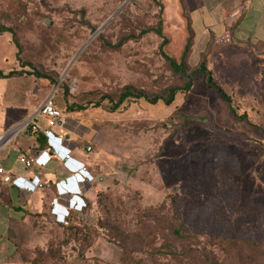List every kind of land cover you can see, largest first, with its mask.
I'll list each match as a JSON object with an SVG mask.
<instances>
[{"label": "rangeland", "instance_id": "374dc122", "mask_svg": "<svg viewBox=\"0 0 264 264\" xmlns=\"http://www.w3.org/2000/svg\"><path fill=\"white\" fill-rule=\"evenodd\" d=\"M173 1L0 0V26L14 31L21 48L17 58L11 34L0 36V70L49 77L7 81L28 90L34 110L50 96L56 101L60 86L70 104L109 97L77 119H62L69 133L73 124L82 129L76 133L81 149H89L87 168L103 181L68 226L56 228L46 211L24 222L16 264H189L165 260L161 246L177 257L196 250L205 264H264V48L215 39L204 48L194 39L186 0ZM189 37L190 72L206 61L245 119L231 115L204 75L171 107L140 101L105 109L129 86L157 96L184 85L160 48L167 40L164 51L180 62ZM179 226L190 240L170 238ZM128 234L134 237L126 240ZM249 243L261 244L258 256Z\"/></svg>", "mask_w": 264, "mask_h": 264}, {"label": "crops", "instance_id": "0c3cea01", "mask_svg": "<svg viewBox=\"0 0 264 264\" xmlns=\"http://www.w3.org/2000/svg\"><path fill=\"white\" fill-rule=\"evenodd\" d=\"M186 3L190 10L189 18L194 39L196 43L204 42V48H207L208 42L213 39L233 47L264 48V0H186ZM177 4V0L172 3L173 6ZM8 80L11 79H0V138L32 118L44 103L34 110L28 90L11 89ZM65 116L76 119L81 117L80 114H64ZM35 124L39 129H46L48 126L43 117L37 118ZM72 129L74 131L69 133V130L63 127V122L53 129L51 154L54 152V156L51 162L47 167L34 168L31 171H27L19 163V157H32L45 151L47 139L41 131L36 133L31 129L17 130L8 137L0 153V165L5 171L13 177L28 180L39 177L42 183L47 182L50 186L39 192L28 193L5 184L0 179V264H16L13 257L18 228L29 218L46 211L54 226L61 228L64 225L58 224L52 214L53 202L57 200V207L59 204L66 207L74 195L80 196L78 199L86 202L96 193L97 182L88 181L84 175L79 174L71 180L74 181V188L77 184L81 194L66 191V195H59L56 184L62 181L68 184L66 180L72 176L64 166L60 142L67 141L71 158L81 166L87 167L89 159V155L85 153L89 149H81L82 137L76 133L78 129L83 132L82 129L74 124ZM88 170L90 176L96 177L89 168ZM82 179L86 181L83 182ZM78 214V211L72 212L74 216Z\"/></svg>", "mask_w": 264, "mask_h": 264}, {"label": "trees", "instance_id": "16d2710c", "mask_svg": "<svg viewBox=\"0 0 264 264\" xmlns=\"http://www.w3.org/2000/svg\"><path fill=\"white\" fill-rule=\"evenodd\" d=\"M156 33L158 36L163 38V33H162V27H159L156 30ZM6 34H11L13 37V44L17 48V58H20L21 54V48L20 45L14 40V31L11 28H6L0 26V36H4ZM167 44V40H164V43L162 44L160 51L163 59L167 62L169 65V68L173 72L174 75L181 77L184 80V85L180 87H170L166 89L161 95L157 96H149L146 92L144 91H137L133 87H126L121 94L116 98V99H110L109 102L111 103V107H106L105 109L108 110L109 112H115L117 110H120L121 108L126 107L129 103L133 102H140V101H145L150 105H158L159 103H163L166 107H171L174 105L176 102V99L179 95H186L191 92V90L194 87L195 84V77L197 75H204L206 76V85L209 89L215 91L219 97L223 100V102L228 106L231 115L236 118L237 120H242L245 119L244 116H239L237 111L235 110L232 102V98L226 93V91L219 85H217L212 73L208 70L206 61H203L201 65L199 66L198 69L194 70L193 72H190V68L188 66V59L189 55L191 52L192 48V37H189L186 47L184 49V52L182 54V57L180 59V62L175 60L174 58L170 57L166 52L164 51V47ZM121 45V44H120ZM119 45V46H120ZM118 46V47H119ZM37 77L39 79H49V77L39 73H30V72H25V71H10L9 73H5L3 70H0V79H13V78H21V77ZM55 83V82H54ZM60 94L57 97V100L54 103L57 109L63 112V114H85L87 113L89 108H99L103 105V102H105L109 97L103 98L100 102L96 104H88L86 106L78 105V104H70L68 101V96H67V88L65 86H60ZM214 128H218V126L214 125ZM46 147H48V142L46 144ZM112 204L109 203V207L107 208L106 211L112 212ZM165 223H168V220L165 221ZM119 230L122 229V227H118ZM134 237V235H127L126 240H130ZM170 238L173 240H190L189 236H187L184 233V227L179 226L178 228L171 227L170 228ZM177 239V240H176ZM234 245H232L231 249L232 251L237 250V242L233 240ZM261 246L260 243H249V252L254 255V257L258 256L259 253H261ZM220 248V247H219ZM168 248H164L161 246V248L158 250L159 253L161 251V254H159L162 257H166L165 260L168 261V259L171 258V260L174 259H182L185 260L186 258H189L190 260H187L185 262H189V264H205L204 262V257L202 255L198 254V251L196 250H190L187 252L184 256L177 257L176 255L172 254H166L164 251H166ZM221 249V248H220ZM172 253V252H170ZM213 258L216 257L215 252L212 254ZM181 261V260H178ZM168 263V262H165Z\"/></svg>", "mask_w": 264, "mask_h": 264}, {"label": "built area", "instance_id": "2783aa9c", "mask_svg": "<svg viewBox=\"0 0 264 264\" xmlns=\"http://www.w3.org/2000/svg\"><path fill=\"white\" fill-rule=\"evenodd\" d=\"M43 117L47 120V128L46 129H39V127L35 124L37 118ZM64 118V114L62 111L56 108L54 103V97L50 96L48 97L44 103L40 106L38 112L29 120L24 122L21 126L15 128V131H20L22 129L29 130L31 129L33 132L38 133V131H41L44 135V137L47 139L48 147L45 149V151L29 157L27 155H21L19 157V163L24 166V168L27 171H31L34 168H44L49 165L53 158V154H51V146L53 144V129L58 127L62 119ZM8 139V138H7ZM7 139L3 140L2 137L0 138V153L3 151L4 146L7 142ZM59 148L62 151V157L64 159V166L65 168L72 173V176L68 178L66 181H68V184L65 183V181H62L58 184H56V187L58 189L59 195L63 196L66 195V191H69L73 194H81L80 190L77 187L74 188V181L71 180L74 178V176H78L79 174L84 175L88 181L96 182L97 178L94 176L89 175V170L84 165H80L78 162H76L73 158H71V150L67 146V141L62 140L59 144ZM0 179L3 183L9 184L13 186L14 188L28 192V193H35L43 190L45 187H49V183H42L39 177L32 178L31 180H28L27 178L23 177H13L9 175L5 169L0 165ZM80 179V178H79ZM75 180V179H74ZM83 182L86 180L82 179ZM77 195H74L73 198H75V211H78V213H82L84 209L87 207L86 202L81 201L78 199ZM57 200L53 202V209L52 214L55 216L56 222L58 224L68 226L69 225V219L72 216V212L69 208V202L67 204V208L60 205L57 207Z\"/></svg>", "mask_w": 264, "mask_h": 264}, {"label": "water", "instance_id": "95a60500", "mask_svg": "<svg viewBox=\"0 0 264 264\" xmlns=\"http://www.w3.org/2000/svg\"><path fill=\"white\" fill-rule=\"evenodd\" d=\"M117 14H115L114 16H112L99 30L96 31V33L94 34L93 38L88 42V44L83 48V50L79 53L78 57L80 56V54L85 50V48L89 45V43L95 39L112 21L113 19L116 17ZM77 57V58H78ZM77 58L74 60V62L77 60ZM73 62V63H74ZM61 84V82H59L57 84V87H59V85ZM15 132V129L10 131L8 134H6L5 136L2 137L3 140L7 139L10 135H12ZM54 155V152L52 153ZM103 179L99 178L97 182H102Z\"/></svg>", "mask_w": 264, "mask_h": 264}, {"label": "clouds", "instance_id": "9594fccd", "mask_svg": "<svg viewBox=\"0 0 264 264\" xmlns=\"http://www.w3.org/2000/svg\"><path fill=\"white\" fill-rule=\"evenodd\" d=\"M74 199H75V198H72V201L69 203V208H70L71 211H75V205H74L75 202H74ZM73 202H74V203H73Z\"/></svg>", "mask_w": 264, "mask_h": 264}]
</instances>
